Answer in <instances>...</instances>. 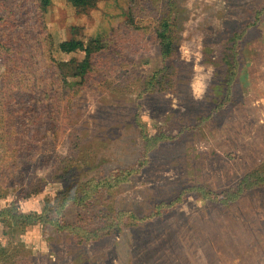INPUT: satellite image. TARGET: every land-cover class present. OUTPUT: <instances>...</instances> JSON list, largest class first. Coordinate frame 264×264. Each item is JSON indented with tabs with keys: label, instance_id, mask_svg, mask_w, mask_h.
<instances>
[{
	"label": "trees",
	"instance_id": "trees-1",
	"mask_svg": "<svg viewBox=\"0 0 264 264\" xmlns=\"http://www.w3.org/2000/svg\"><path fill=\"white\" fill-rule=\"evenodd\" d=\"M155 1L142 0L147 4ZM74 2L93 7L98 0ZM172 2L168 13L161 10L162 16L155 23L146 24L142 20L133 23L137 33L151 36L163 59V65L153 75L134 78V85L140 88L135 102L140 107L152 96L173 94L180 105L189 104L187 109L192 117L184 120L175 113L173 116L181 125L170 124L178 133L166 139L163 134H168L167 126H160L158 134L151 136L138 110L118 127L124 151L119 153L118 149L111 152L114 155L108 154L120 160L102 163L103 158L93 157L87 165L94 168L100 165L101 169L84 181L80 180V169L73 167L78 159L57 151L47 153L46 139L59 133L63 117L70 119L73 114L67 102L69 94L95 83L105 71L102 68L105 60L111 63L112 57L124 58L127 39L111 30L108 35L87 43L80 39L64 42L65 51L85 53L74 68L76 80L71 82L55 56V41L47 21L51 0H0V61L7 60L0 88V198L14 192L19 201L26 200L38 196L51 182L63 187L54 202L47 200L43 212L24 213L18 201L0 213V221L7 227L6 234L11 240L8 245L0 241V264H43L38 256L13 241L19 228L38 223L50 228L49 248L54 252L51 254L54 260L64 263L67 254L80 257L98 249L100 257L107 256L108 264H112L107 250L116 253L133 250L135 243L148 248L147 239L156 225L164 221V215L195 192L205 198L210 196L221 207H230L238 205L244 192L249 191V195L264 189V161L243 179L220 189L204 181L200 183L203 172L188 173L182 162L185 159L195 166L200 161L202 153L197 152L195 142L200 128L210 121L221 129L232 110L229 107L240 102L239 72L245 64L241 58L252 21L247 18L241 28L221 31L218 57L210 60L221 63L222 72L214 76L212 99L205 104L195 100L189 88L181 90V79L188 71V65L180 57V31L186 11H181L176 0ZM170 10L177 11L172 14ZM127 80L128 77L120 83L119 92L127 87ZM168 142L174 146L166 147ZM47 168L50 171L46 176L39 173ZM165 171L175 176L173 182H169ZM144 224L149 229L147 237L141 232ZM174 244L171 242L170 247ZM89 254L90 261H98L99 253ZM121 263L130 264L124 258Z\"/></svg>",
	"mask_w": 264,
	"mask_h": 264
},
{
	"label": "rangeland",
	"instance_id": "rangeland-1",
	"mask_svg": "<svg viewBox=\"0 0 264 264\" xmlns=\"http://www.w3.org/2000/svg\"><path fill=\"white\" fill-rule=\"evenodd\" d=\"M170 1L156 0L154 4H147L142 0H98L96 6L89 7L78 5L74 0H51L47 21L55 41V56L71 82L76 80L74 68L85 53L65 51L64 42L80 39L87 43L98 36L108 35L111 30L127 39L124 58L112 57L111 63L105 60L102 63L105 71L95 83L69 94L67 102L73 114L70 119L63 117L59 133L46 139L44 148L47 153L57 151L65 157L78 159L73 167L80 169V180L89 181L97 175L100 165L95 168L87 165L93 157L100 156L102 163L120 160L109 156L114 155L112 151H124L118 127L138 110L151 136L158 134L160 126H167L168 134H163L166 139L178 133V129L171 128L170 124L181 125L173 116L175 113L182 115L184 120L192 117L187 109L189 104L180 105L173 94L152 96L140 107L135 102L140 88L134 85V78L153 75L163 65V59L151 36L137 33L133 23L137 20L155 23L162 16L161 10L168 13L173 6ZM263 1L176 0L181 11H186L180 31V57L188 65V71L181 79V90L189 88L195 100L205 104L212 99L214 76L222 72V64L210 60L218 57L221 31L239 29L247 18L252 21L241 58L245 64L239 72L240 102L229 107L232 110L221 129L210 121L200 128L195 141L197 152L202 153L200 161L191 166L182 160L188 173L203 172L200 183L204 181L216 189L244 178L264 161ZM177 10L170 11L175 14ZM6 61L3 58L0 61V88ZM127 77V87H122L121 91H124L119 92L120 83ZM172 145L168 142L165 146ZM103 149L107 152H101ZM49 171L47 168L39 173L46 176ZM164 174H168L169 182H173L175 176L172 173L165 171ZM62 188L61 183L51 182L38 196L20 201L12 192L7 198H0V213L18 201L24 213L43 212L47 200L54 202ZM248 193H243L238 205L221 207L210 196L205 198L195 192L164 215V221L156 225L153 235L147 239L148 248L135 243L133 250L116 253L110 249L112 253L107 250L106 254L112 264H122V258L130 264H264V189ZM239 205L242 209L238 208ZM142 227V235L147 237L148 225ZM6 230L0 221V241L8 245L11 240ZM49 238V226L38 223L19 228L13 241L38 256L43 264H53L56 258L54 260L51 255L54 252L49 248ZM171 242L175 243L172 247ZM89 252L99 253L98 261H90ZM89 252L80 257L67 254L64 263L58 260L56 264H108L107 256L100 257L98 249Z\"/></svg>",
	"mask_w": 264,
	"mask_h": 264
}]
</instances>
